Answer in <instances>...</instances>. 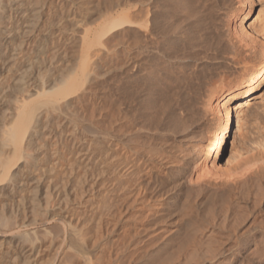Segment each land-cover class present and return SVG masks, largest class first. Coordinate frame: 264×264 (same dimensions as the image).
<instances>
[{"label":"bare ground","instance_id":"1","mask_svg":"<svg viewBox=\"0 0 264 264\" xmlns=\"http://www.w3.org/2000/svg\"><path fill=\"white\" fill-rule=\"evenodd\" d=\"M225 1L0 0V264H264V23ZM123 27L117 92L171 131L151 148L132 105L113 136L82 106Z\"/></svg>","mask_w":264,"mask_h":264},{"label":"rangeland","instance_id":"2","mask_svg":"<svg viewBox=\"0 0 264 264\" xmlns=\"http://www.w3.org/2000/svg\"><path fill=\"white\" fill-rule=\"evenodd\" d=\"M239 1L240 0H226V8L230 11L238 9L240 7ZM257 15L260 17V19H262V22L264 23V0H260L255 5L251 17H255ZM247 22L248 19L244 21V24H246ZM121 29H124V27L116 29L112 34L110 42L106 46H104L103 50L107 52L108 58L103 59L104 56H101L102 60L100 61L103 65V71L101 73V76L95 80V85L92 87L91 91L85 95L82 106L84 107V109H86V113H88L89 117L95 124V127L92 129L93 132L98 133L99 135L113 136L116 133L115 129L117 124H120L124 121L123 118L127 113H129V111L131 110L130 106L132 105L134 110L130 113V118L135 120L134 124H136V128L139 130V134L144 146L147 148H151L161 143L158 140L157 136H163L162 141L165 142L171 135V131L165 125L166 114H163L162 111L156 114L157 122L154 121L152 126L144 128L143 119L141 118L140 114V111H142L143 107V99H139V97H137V101L135 103L131 102V104V100L129 99V97L126 98L124 92H117L115 72L113 70L111 58H114V53L116 50L121 49L125 46L129 38L128 33L126 34L125 32L117 35V32L119 30L121 31ZM222 33V39L224 43L231 42L237 48H242V46H244L242 44L243 42L241 43L238 37L233 36L234 31L232 30L231 24L225 25L222 28ZM117 99H119V101H117ZM261 110L263 109H260L259 111L261 112ZM115 116H117V119H115ZM252 131L253 128L251 125H244L241 130L236 133L235 139H230L226 156L223 159V163L228 157V151L232 146V142L234 141L235 144L241 143L247 133L253 138L254 131ZM237 163L238 162H234L233 165H236ZM94 178L98 177L94 176ZM90 194L92 195V193ZM95 195H98V198L88 200L89 198L86 197L83 201L78 200V203H74L72 207L75 206L78 211H81L83 209L85 210L88 206H90L89 208L93 209L97 208V206L99 205L98 199L102 198V196L99 192L95 193ZM85 196L86 195H84V197ZM79 202H83V204H79Z\"/></svg>","mask_w":264,"mask_h":264}]
</instances>
